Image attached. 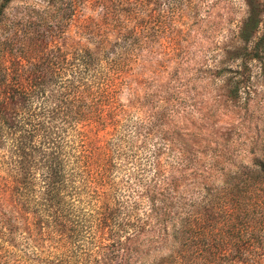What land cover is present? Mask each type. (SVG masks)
Masks as SVG:
<instances>
[{"label": "trees", "instance_id": "1", "mask_svg": "<svg viewBox=\"0 0 264 264\" xmlns=\"http://www.w3.org/2000/svg\"><path fill=\"white\" fill-rule=\"evenodd\" d=\"M16 1L0 0V264H264V142L227 170L213 155L221 169L189 188L162 169L171 141L148 148L119 102L154 52L161 0H33L8 17ZM85 4L101 16L81 45ZM236 37L240 62L215 73L234 105L264 63L262 14Z\"/></svg>", "mask_w": 264, "mask_h": 264}, {"label": "rangeland", "instance_id": "2", "mask_svg": "<svg viewBox=\"0 0 264 264\" xmlns=\"http://www.w3.org/2000/svg\"><path fill=\"white\" fill-rule=\"evenodd\" d=\"M32 1L11 3L6 15L24 12ZM170 4L161 0L158 21L164 23L159 25V37L150 44L154 52L143 58L142 68L134 73L139 77L131 84V91L121 93L119 102L126 117L140 123L144 145L152 150L160 138L171 141L166 153L158 157L162 169L169 176L184 175L183 181L191 183V188L194 173L203 174L215 164L213 155L221 156L219 162L226 161L227 170L233 168L232 164L250 160L253 141L264 142V63L249 64L250 94L243 95L235 105L226 101L224 78L215 74L217 67L240 62L233 56L237 57L241 50L232 53L237 31L249 12L261 13L264 21V0H189L187 5ZM100 16L99 8L81 5L70 25L73 41L84 44L75 34L82 26L92 27L90 21L99 23ZM146 132L150 135L146 136ZM180 159L184 165L177 164ZM201 180L196 177L195 184L201 186Z\"/></svg>", "mask_w": 264, "mask_h": 264}]
</instances>
